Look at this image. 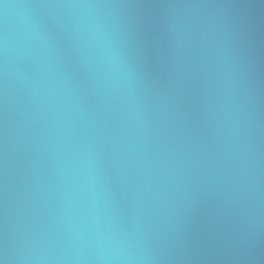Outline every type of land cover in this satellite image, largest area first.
<instances>
[{
    "label": "water",
    "instance_id": "1",
    "mask_svg": "<svg viewBox=\"0 0 264 264\" xmlns=\"http://www.w3.org/2000/svg\"><path fill=\"white\" fill-rule=\"evenodd\" d=\"M0 264H264V0H0Z\"/></svg>",
    "mask_w": 264,
    "mask_h": 264
}]
</instances>
